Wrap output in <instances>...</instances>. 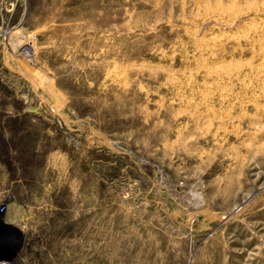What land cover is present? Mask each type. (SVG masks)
<instances>
[{
  "label": "rangeland",
  "instance_id": "obj_1",
  "mask_svg": "<svg viewBox=\"0 0 264 264\" xmlns=\"http://www.w3.org/2000/svg\"><path fill=\"white\" fill-rule=\"evenodd\" d=\"M264 264V0H0V258Z\"/></svg>",
  "mask_w": 264,
  "mask_h": 264
},
{
  "label": "built area",
  "instance_id": "obj_2",
  "mask_svg": "<svg viewBox=\"0 0 264 264\" xmlns=\"http://www.w3.org/2000/svg\"><path fill=\"white\" fill-rule=\"evenodd\" d=\"M0 264H10V262L5 258H0Z\"/></svg>",
  "mask_w": 264,
  "mask_h": 264
}]
</instances>
